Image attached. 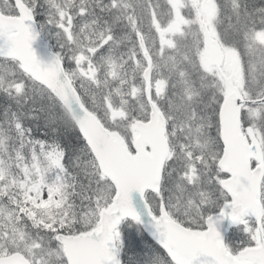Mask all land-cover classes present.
I'll list each match as a JSON object with an SVG mask.
<instances>
[{"label":"snow or ice","instance_id":"1","mask_svg":"<svg viewBox=\"0 0 264 264\" xmlns=\"http://www.w3.org/2000/svg\"><path fill=\"white\" fill-rule=\"evenodd\" d=\"M0 264H264V0H0Z\"/></svg>","mask_w":264,"mask_h":264},{"label":"rangeland","instance_id":"2","mask_svg":"<svg viewBox=\"0 0 264 264\" xmlns=\"http://www.w3.org/2000/svg\"><path fill=\"white\" fill-rule=\"evenodd\" d=\"M141 244H142V247L136 248L134 250V252H131L129 254L130 258L133 256L136 258V260H140V259L144 258L149 253L150 249L153 246L150 242H147L146 239H143V237L141 240Z\"/></svg>","mask_w":264,"mask_h":264},{"label":"trees","instance_id":"3","mask_svg":"<svg viewBox=\"0 0 264 264\" xmlns=\"http://www.w3.org/2000/svg\"><path fill=\"white\" fill-rule=\"evenodd\" d=\"M34 129H36V135H38L39 137L42 138L43 137V132H44L43 128L40 127V126H38V125H34ZM74 137H75V134L74 133L69 134V135H67V136L64 137V141L66 142L68 140H74ZM141 236L143 237V239H146L147 242H150L152 245L154 244V242L151 241L149 239V237L144 232L143 233H137V238L140 239L139 247H142V244H141L142 238H141Z\"/></svg>","mask_w":264,"mask_h":264},{"label":"water","instance_id":"4","mask_svg":"<svg viewBox=\"0 0 264 264\" xmlns=\"http://www.w3.org/2000/svg\"><path fill=\"white\" fill-rule=\"evenodd\" d=\"M145 233L148 235V237L153 241L152 237L145 231Z\"/></svg>","mask_w":264,"mask_h":264}]
</instances>
